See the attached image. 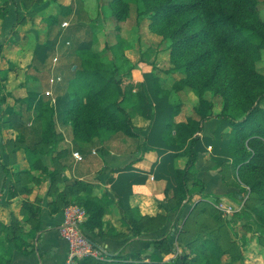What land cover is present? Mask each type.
Masks as SVG:
<instances>
[{
	"label": "trees",
	"instance_id": "trees-1",
	"mask_svg": "<svg viewBox=\"0 0 264 264\" xmlns=\"http://www.w3.org/2000/svg\"><path fill=\"white\" fill-rule=\"evenodd\" d=\"M258 3L259 0H101V13L105 20L126 22L135 5L136 26L149 20L151 31L172 42L176 56H184V60L188 52L199 47L201 54L190 66L202 69L203 76L189 84L199 96L203 95L204 87L217 86L226 97L224 109L217 115L198 110L184 121H175V113L165 111L155 117L160 118L164 135L167 134L161 143L165 144V151H169L164 156L169 169L168 184L172 179L173 185L171 183L166 190L172 189L174 197H178L179 212L192 195L189 188L191 175L199 178L197 164L204 152L201 140L204 123L215 116L232 126V135L221 144H228L229 149L242 146L240 156L233 150L234 165L240 168L241 174L250 172L245 182L256 194L257 204H248L249 212L242 216H253L264 227V208L261 209L264 207V72L259 68L264 56V20L259 16ZM9 4L10 0H0V17L6 15ZM26 5L27 0H24ZM63 9L45 19L46 43L36 48L32 64L33 74L41 81L43 90H30L26 97L16 98L18 107L15 106L7 118L26 142L32 168L43 169L52 183L75 160L88 161L90 167L98 170L100 150L111 148L124 153L141 149L143 141L136 131L133 114L146 105L143 92L139 90L141 99L136 104L134 86L123 87V76L130 73L124 72V49L132 42V32L127 35L128 31L121 24L116 25L113 32L117 42L110 44L107 41L105 47L99 49L100 30L95 21L100 19L92 18L86 0H72ZM64 22L68 24L63 25ZM108 49L114 50L113 61L107 57ZM150 49L144 52L148 57L152 56L150 52L156 53ZM74 65H77L75 69ZM54 99L55 104H52ZM153 114L154 111L151 114L154 118ZM64 133L71 141L64 139ZM45 147L55 151L59 159L60 167L54 171H50L44 162ZM76 151L81 158L74 155ZM174 152L186 158L184 167L174 164ZM201 181L205 186L204 180ZM145 182L142 177L134 183ZM68 185L73 186L76 193L84 192L78 195L75 203L86 210L87 217L81 230L94 246L100 247L98 237L118 236L104 220L106 206L111 203L109 197L92 195V185H96L91 182L73 179ZM225 189L229 190V195L239 193L236 186ZM65 204L70 205L69 202ZM121 208L123 223L132 231L125 237H151L150 243L156 248L163 243L171 245L176 232L173 225L159 236L144 235L149 232L143 227L145 221L153 225L155 219H161L163 215L143 216L128 202ZM188 244L195 255L200 252L206 257L205 264H220L229 252L211 238L201 245L198 239L192 238ZM104 254L109 259L96 260L86 256L77 264H164L162 257L150 250V245L132 254L111 250ZM190 254L188 252L185 257ZM238 256H232L231 262L226 264H233ZM193 257L190 264L195 263L196 256Z\"/></svg>",
	"mask_w": 264,
	"mask_h": 264
},
{
	"label": "crops",
	"instance_id": "crops-1",
	"mask_svg": "<svg viewBox=\"0 0 264 264\" xmlns=\"http://www.w3.org/2000/svg\"><path fill=\"white\" fill-rule=\"evenodd\" d=\"M60 1L65 4L72 2ZM32 3L27 2L24 6V0H10L6 15L0 17V264H65L69 245L60 232L65 219V208L68 206L65 203L76 204L78 195L84 193H76L74 187L68 185L73 179L93 183L96 186L92 185V195L108 196L111 200L106 206L104 220L108 227L113 228L112 232L119 235L98 237L99 248L106 253L111 250L123 251L126 254H132L149 245L151 248V237H125L132 234V231L131 227L124 225L122 221L121 208V205L128 202L131 208H140L143 216H154L163 211L158 203L165 198L168 183L169 169L164 156L168 152L164 148L144 143L148 129L147 134L141 127L136 129L143 141L141 149L124 153L115 152L111 148L100 150L97 171L96 167H90V162L75 160L73 165L58 174L57 180L52 183L43 169L32 168L27 157L26 142L21 139L19 131L7 122L16 106L14 97L23 98L26 97L27 91L43 90L41 81L33 74L32 64L36 52L35 45L41 42L44 35L39 36V41L35 40L30 66L23 70L25 76L16 79L11 72L15 67H25L27 54L31 51L27 45L34 39V35L28 34L26 27L33 24L38 31V23L46 24L44 17L54 10V4L47 0L42 4L33 5L29 12L27 9ZM45 38L47 39V33ZM7 61L12 64L8 69L5 65ZM5 89L8 97L3 96ZM53 101L55 103L56 100ZM184 120L186 119H178ZM141 122L143 123L142 120ZM69 138L64 133L67 142L71 141ZM161 142L159 140L157 143ZM43 151L44 162L50 171L58 169L60 162L55 151L46 147ZM173 159L178 167H184L186 164L184 157L174 155ZM216 159H210L204 151L197 164L198 176L204 180L205 192L210 196L229 195V190L225 187L235 186L230 184L221 171L212 169L218 161ZM142 177L146 179L145 183H134ZM168 225L144 235L159 236L171 229Z\"/></svg>",
	"mask_w": 264,
	"mask_h": 264
},
{
	"label": "rangeland",
	"instance_id": "rangeland-1",
	"mask_svg": "<svg viewBox=\"0 0 264 264\" xmlns=\"http://www.w3.org/2000/svg\"><path fill=\"white\" fill-rule=\"evenodd\" d=\"M30 1L32 2V0H27V2ZM46 1L33 0V4L27 10L30 12L33 5L42 4ZM52 3L54 4V10L44 17L46 24L44 22L38 23V31H36L33 24L26 27L27 33L33 34L34 39H31L30 44L27 45V48L31 51L27 54L25 67H15L11 70L13 77L16 79L25 76L23 70L30 66L31 52L34 48L35 40L39 41V36L44 35L41 42L39 44L36 43V48L46 43L45 35L48 28L45 19L50 15L62 12L64 10L63 6L69 5V3L65 4L64 1L60 0ZM86 3L88 4L87 6L92 18L100 19L95 21V26L100 30L99 36L101 41L98 46L99 49L105 47L107 41L110 44L117 42V39H114L113 32V28L116 25L119 26L121 24L122 28L128 31L127 35H129L130 31L132 32V42L124 49L126 60L123 62L124 72L130 73L123 76V87L129 88L130 86H134L133 95L136 104L141 99L138 94L139 90L145 95L146 105L133 114L136 129H140L139 127H141L149 131V133L148 131L146 132L148 135L145 137L144 143H150L159 148L166 147L165 144L157 143L159 140L162 141L167 135L166 133L164 135L160 118L159 121L158 118H155L162 112L175 113L174 120L178 121L179 118L187 119L190 115L197 114L198 110L211 116L223 111L226 97H224L221 90H217V86L215 88L203 86V95L199 96L194 91V87L189 84L194 79H200L203 76L200 72L202 69L190 66L196 60V57H199L201 54L199 47L197 49L194 48L195 50L193 49L190 53L188 52L187 57H185L186 59L184 58L183 60L184 56L178 57L175 55L171 41L163 35L150 30L149 20L145 19L141 22L140 26H136L135 5L132 7L131 17L126 22L117 23L113 19H104L105 17L101 13V0H86ZM258 11L260 18L264 20V0H259ZM148 48L156 52H150L149 50L148 52L152 54L151 57H148L144 53ZM107 57L113 61L114 50L108 49ZM5 65L8 69L12 64L7 61ZM259 68L264 72V56L259 63ZM1 78L2 75H0V80ZM4 81H6V78ZM28 93L29 91H27L26 96ZM3 94L1 92V95L8 97L6 89L3 91ZM10 97L13 98L12 96ZM14 101H16L15 97ZM52 104H55L53 100ZM153 111L154 118L151 117ZM63 117L60 119L63 120ZM231 135L232 126L224 124L220 118L214 116V118L204 123L201 140L204 151L208 154L209 158H217L216 160L219 161V163L217 162L213 165L212 169L221 171L230 184L238 187L239 193L220 195L219 197L216 195L210 196L205 192V186L201 179L195 177L193 174L189 181L191 198L186 200L185 207L179 212L178 197H174L172 189L166 190L171 183L173 185V181L170 179V183H167L168 185L165 188V198L158 203L163 208V211L151 216L156 217L161 214L163 218L155 219L153 225H150L152 222L147 224L145 221L143 227L149 232L161 229L168 224L170 228L172 225L175 226L174 231L176 232L170 246L167 243H163L159 248H156L155 245H152L150 248V250H153L162 257L164 264H190L189 262H193V256H196L194 264H205L207 262L206 257L201 255L200 252H197L195 255L196 252L189 246L188 240L192 238L198 239L200 245L207 238L215 239L224 249H229V252L222 257L220 264L231 262L232 256L236 255L239 256L233 264H264V227L257 223L253 216L249 218L242 216L245 212H249L246 207L248 204H252L253 206L257 204V199L255 200L254 198L256 194L251 192L250 185L245 182V178L250 176V172L247 171L241 174L240 168L234 165L235 157L233 156V150L240 156L242 155L241 151L243 148L241 145L230 149L228 144L220 146L221 142L228 139ZM217 146H220L219 149H216ZM167 152L169 153V151ZM173 154L178 155V152H174ZM263 208L261 207V209ZM137 211L141 214L140 208ZM170 228L168 227V229ZM188 252L191 254L185 257Z\"/></svg>",
	"mask_w": 264,
	"mask_h": 264
},
{
	"label": "built area",
	"instance_id": "built-area-1",
	"mask_svg": "<svg viewBox=\"0 0 264 264\" xmlns=\"http://www.w3.org/2000/svg\"><path fill=\"white\" fill-rule=\"evenodd\" d=\"M64 22L63 25H67ZM77 158H81L79 152H74ZM87 216L86 210L76 204H70L65 208V219L60 229L62 236L69 245L68 257L65 264H77L82 257L91 256L96 259H105V251L94 244L84 235L81 224Z\"/></svg>",
	"mask_w": 264,
	"mask_h": 264
},
{
	"label": "water",
	"instance_id": "water-1",
	"mask_svg": "<svg viewBox=\"0 0 264 264\" xmlns=\"http://www.w3.org/2000/svg\"><path fill=\"white\" fill-rule=\"evenodd\" d=\"M76 67H77V65H74V66H73V69H75Z\"/></svg>",
	"mask_w": 264,
	"mask_h": 264
}]
</instances>
